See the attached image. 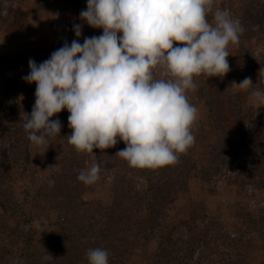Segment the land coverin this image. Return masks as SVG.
I'll return each instance as SVG.
<instances>
[{
  "label": "rangeland",
  "instance_id": "374dc122",
  "mask_svg": "<svg viewBox=\"0 0 264 264\" xmlns=\"http://www.w3.org/2000/svg\"><path fill=\"white\" fill-rule=\"evenodd\" d=\"M87 2L0 0V264H62L67 257L54 241L64 214L54 190L65 170L82 189V200L112 203L115 171L101 168L92 185L77 179L100 163L95 149L77 152L68 143L67 109L52 118L61 121V132L45 146H34L23 128L24 114L35 104L36 85L23 79L29 60L39 65L65 42L82 44L102 35L103 29L80 19ZM224 9L244 31L227 47L230 71L224 77H194L196 89L186 93L198 110L192 128L195 169L152 217L151 234L133 237L135 227L125 264H264V105L251 98L255 86L233 85L246 77L255 85L260 78L264 93V0H214L213 13ZM207 19L214 23L212 14ZM132 178L143 191L147 182L140 172ZM156 226L164 231L154 233ZM83 258L88 260L87 253Z\"/></svg>",
  "mask_w": 264,
  "mask_h": 264
},
{
  "label": "clouds",
  "instance_id": "9594fccd",
  "mask_svg": "<svg viewBox=\"0 0 264 264\" xmlns=\"http://www.w3.org/2000/svg\"><path fill=\"white\" fill-rule=\"evenodd\" d=\"M213 5L214 0H88L80 19L103 29L102 35L82 44L65 42L39 65L29 60L23 79L36 85L32 112L24 114L29 141L47 145L62 127L52 118L67 109V141L77 152L109 149L122 140L126 147L115 156L131 168L175 164L195 142L198 110L186 95L196 89L194 77H224L230 71L227 47L244 31L227 9L213 13ZM74 31L79 38L81 25ZM260 82L246 77L233 85L255 86L251 98L264 105ZM100 172L93 163L77 179L92 185ZM87 259L109 264V252L89 249Z\"/></svg>",
  "mask_w": 264,
  "mask_h": 264
},
{
  "label": "trees",
  "instance_id": "16d2710c",
  "mask_svg": "<svg viewBox=\"0 0 264 264\" xmlns=\"http://www.w3.org/2000/svg\"><path fill=\"white\" fill-rule=\"evenodd\" d=\"M224 142L226 143L225 139ZM195 143L185 153L179 154L175 164L157 169H131L125 160L115 156L126 147L122 140H118L115 147L95 149L100 167L108 173L115 171L114 175H117L110 206L98 201L82 200V189L76 186L74 179L69 180V173L65 170L63 182L54 190L59 199V208L64 212L54 237L57 247L63 248L67 253L62 264H89L83 255L89 249L97 247L109 252V264H125L132 256L129 248L132 247L131 238L135 227L137 230L133 237L151 234L152 217L158 216L161 208L168 204L167 201L175 198L179 187L187 183L194 171L192 150ZM261 162H264V155ZM170 168L174 169L170 171ZM138 171L147 182L143 191H140L139 183L132 184L135 182L132 175ZM128 175L130 176L127 177ZM83 186L86 185L83 183ZM152 194L156 196H151ZM77 200L81 206L71 205ZM134 218L138 220L137 223H134ZM159 229L161 231V227L156 226L152 230L157 233ZM72 251H77V254L70 257Z\"/></svg>",
  "mask_w": 264,
  "mask_h": 264
}]
</instances>
